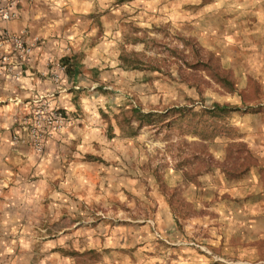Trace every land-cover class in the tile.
I'll return each mask as SVG.
<instances>
[{
    "label": "rangeland",
    "instance_id": "1",
    "mask_svg": "<svg viewBox=\"0 0 264 264\" xmlns=\"http://www.w3.org/2000/svg\"><path fill=\"white\" fill-rule=\"evenodd\" d=\"M111 19L97 32L111 59L92 116L106 140L96 142L94 185L76 219L93 248L74 251V264H264V0L113 1ZM212 102L238 110L204 141L186 121L127 136L112 118L128 105L199 111Z\"/></svg>",
    "mask_w": 264,
    "mask_h": 264
},
{
    "label": "crops",
    "instance_id": "2",
    "mask_svg": "<svg viewBox=\"0 0 264 264\" xmlns=\"http://www.w3.org/2000/svg\"><path fill=\"white\" fill-rule=\"evenodd\" d=\"M113 1L17 0L15 16L0 19V33L31 45L19 67L0 71V264H74V251L93 248L88 237L81 243L76 219L94 185L96 142L106 140L92 116L111 59L97 32L112 28ZM61 57L69 58V71L54 84L47 69ZM49 93L68 123L47 133L41 153L13 144L15 117Z\"/></svg>",
    "mask_w": 264,
    "mask_h": 264
},
{
    "label": "trees",
    "instance_id": "3",
    "mask_svg": "<svg viewBox=\"0 0 264 264\" xmlns=\"http://www.w3.org/2000/svg\"><path fill=\"white\" fill-rule=\"evenodd\" d=\"M123 1L125 0H114L115 3ZM118 60L128 68L140 67L138 58L131 57L128 59L124 53L118 54ZM60 63L64 66L65 72L69 71L70 62L68 57H61ZM201 66L209 70L210 77L226 91L231 92L234 90L232 81L224 73L215 70L208 62L202 63ZM237 110V106L219 104L217 102H212L209 106H203L199 111H194L188 106H170L160 111H143L136 105H128L121 107L117 113L113 114L112 118L120 132L127 136L137 134L138 130L144 126H158L168 129L176 124L179 126L180 122L186 121L191 128L188 132L196 136L200 141H204L221 134L224 128L220 121H223ZM101 114L107 118L105 113L102 112ZM106 130L108 136H112V124L108 118L106 120ZM93 158L100 160L98 157ZM201 161L205 167L215 162L206 153L201 156Z\"/></svg>",
    "mask_w": 264,
    "mask_h": 264
},
{
    "label": "built area",
    "instance_id": "4",
    "mask_svg": "<svg viewBox=\"0 0 264 264\" xmlns=\"http://www.w3.org/2000/svg\"><path fill=\"white\" fill-rule=\"evenodd\" d=\"M17 0H0V19L8 20L16 14ZM31 45L20 36L2 31L0 33V71L8 73L19 67L29 55ZM64 66L56 63L47 69L48 78L56 84ZM51 93L38 94L22 108L21 114L13 121L11 135L13 144H25L37 153L44 147L46 135L68 123L65 114L50 102Z\"/></svg>",
    "mask_w": 264,
    "mask_h": 264
}]
</instances>
